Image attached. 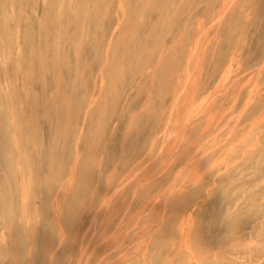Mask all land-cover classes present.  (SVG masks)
<instances>
[{
  "label": "rangeland",
  "instance_id": "374dc122",
  "mask_svg": "<svg viewBox=\"0 0 264 264\" xmlns=\"http://www.w3.org/2000/svg\"><path fill=\"white\" fill-rule=\"evenodd\" d=\"M22 208L95 220L85 264H264V0H0V222Z\"/></svg>",
  "mask_w": 264,
  "mask_h": 264
},
{
  "label": "bare ground",
  "instance_id": "6f19581e",
  "mask_svg": "<svg viewBox=\"0 0 264 264\" xmlns=\"http://www.w3.org/2000/svg\"><path fill=\"white\" fill-rule=\"evenodd\" d=\"M170 49H171V47H170ZM167 50H169V49L167 48ZM162 57H163V55H162ZM69 174L71 175V172ZM68 178H69V176H68ZM67 183H68V179H67ZM62 188L64 189V190L62 189L63 191H60V189H59L54 194L55 199L58 200L62 195L65 194L64 192H65L66 185H64ZM11 199H12V196H11ZM94 200H96V199L94 198ZM96 201H94V203ZM91 203H90V205L92 207ZM101 203H103V202H101ZM10 204H12V203H10ZM94 206H96V205H93V208H94ZM12 208L10 207V209H12ZM104 208L101 209V210L99 208L98 211L99 212L103 211V213H104ZM99 212L96 211V214L99 213ZM94 213L95 212H93V214ZM52 214L51 215H52L53 219L56 220V222H57V226L52 225L50 223L52 217L47 215V214H46V216H44L43 220L45 221V223L43 225L39 226L37 224L38 220H34V222H30L29 223L28 219L25 216L24 208L18 209V211L17 210H10V212L7 214L6 218L4 217L5 215H3V220H1L2 223L0 222V224H1L0 225L1 226L0 229L2 228L3 231H1L0 235L2 236V238L5 236L7 238V240L8 239L9 240H8V244H6V246L3 244L5 246V248L3 246L5 251L1 252L2 254H0V255H2V258L0 259V264H6V261H8L7 262L8 264H85V255H86V252H87V246H88V243H90V241L86 242L87 239L85 237L86 236L85 231L89 230V228H92L91 226H93V227L96 226V224H94L95 220L94 221L93 220L89 221L90 225H88V228H87L86 224L85 223H81L80 221H79L80 225H78V226H76L77 224L73 225L74 222L72 221V219H71V222L73 224L72 223H69V224L65 223L64 224V219H65V217L67 215H65L62 210H59V209H58V211H54L53 210ZM69 216H71V215H69ZM100 217H101V214H100L99 218ZM91 218H92V216H91ZM96 218H97V215H96ZM68 219H69V217H68ZM94 219H95V217H94ZM92 222H93L94 225H92ZM95 223H97V222L95 221ZM91 231L93 232V229H91ZM86 233H87V236H88V231ZM102 236H100V237H102ZM93 238H95V237H93ZM98 242L101 243V241H98ZM98 242H96V244ZM0 245L2 246V244H0ZM89 245H91V244H89ZM101 245L102 244H100V246ZM1 246H0V250L2 248ZM132 247H130V249ZM117 249H118V247H117ZM130 249H127V250H130ZM128 253H131V252L129 251ZM87 257L89 259L88 258H86V259L91 261L90 256L87 255ZM89 261H87V262H89ZM107 261H109V260H107Z\"/></svg>",
  "mask_w": 264,
  "mask_h": 264
}]
</instances>
